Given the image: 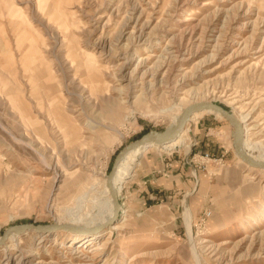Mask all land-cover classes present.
I'll return each mask as SVG.
<instances>
[{
  "label": "rangeland",
  "instance_id": "rangeland-1",
  "mask_svg": "<svg viewBox=\"0 0 264 264\" xmlns=\"http://www.w3.org/2000/svg\"><path fill=\"white\" fill-rule=\"evenodd\" d=\"M81 54L105 68L93 92ZM53 100L70 124L54 119ZM199 102L230 112L245 151L264 160V0H0V264H264V169L236 154L234 128L209 110L178 149L152 146L115 176L111 223L123 228L107 240L3 238L25 224L95 225L111 210L116 154ZM88 121L113 129L95 138ZM171 174L174 192L162 188Z\"/></svg>",
  "mask_w": 264,
  "mask_h": 264
},
{
  "label": "bare ground",
  "instance_id": "bare-ground-1",
  "mask_svg": "<svg viewBox=\"0 0 264 264\" xmlns=\"http://www.w3.org/2000/svg\"><path fill=\"white\" fill-rule=\"evenodd\" d=\"M59 29H60V34L62 35L63 39L64 40L66 39L68 41L67 42L68 46H69V44L73 45L72 44L73 39L68 33L67 26L61 25V26H59ZM75 48L76 47L73 45V49H75ZM77 56H78V58L80 57L79 59L81 61L77 62L75 64L77 66L79 65V67L82 69V71L84 73V80L82 81V84H83L82 86H84L86 88L88 87L93 92L94 90H96L99 87L98 81H100V79L103 77L104 72H105V68L100 67L98 64L97 65L95 63L93 64L90 61L91 59L86 58V57H89L90 55L81 54V55H77ZM49 91H50L51 95H56L55 88H49ZM55 98L57 99L56 96H55ZM50 105H51L50 106L51 113H52V115L53 114L55 115L54 119L57 122L63 123L64 121H66L67 124H70L69 122H71L72 118H69L68 116L66 117L67 114L65 113L64 109L61 108V106L60 107L56 106V101L53 100ZM205 110L212 111L210 109H200V110H196V111H192V112L184 111V113L181 115V117L179 116L177 118L178 121L176 120L175 123L171 127L167 128L163 133L153 132L159 138L165 139L167 137V139L165 141L157 142V143L152 141V140L146 141V142H136L135 144L128 147L127 149H125L121 153L120 157L114 162L109 175L106 177V187L108 189L110 199H111L110 213L108 215H106L105 217H103V219L98 221L95 225H92V226L90 225V226L83 227V228L81 226L56 225V226H53L52 228L45 229L43 231L49 232V233L54 232L56 230L71 231V233L73 232L72 238H71L72 244H76L77 246H82L83 244L87 245V244H90V243L98 240L99 237H101V238L105 237L107 240V238L110 236L112 231H118V230L122 229L123 225L121 222L111 223L113 220L116 219V217L118 216V213L120 212V205L118 203L115 204V200L117 202V192H116L114 182H115V178H116L115 176H116L117 172L121 169V166L138 149H143V151L136 153L135 154L136 156H140L142 153H144L148 150H154V147L161 148V147H164V146H167V145L174 143L176 140L179 139L180 135L183 134L182 132H183L184 127L187 124V122H189L190 119L192 117H194L196 114H198L202 111H205ZM212 112H214L216 115L225 119L220 113L215 112V111H212ZM233 118H235V117L233 116ZM235 120L239 124V130H237L236 132L233 131V135H232L233 141H234V137L239 135L241 147H242L243 151L245 152V154L250 159H252L254 161L264 163L263 159H260L257 156L251 154L250 152L245 151L246 149H245V145L243 144V142H244V134L246 131H245V128H243L241 126V124L237 121V119H235ZM85 126H86L89 134L91 136H94L95 138H97V135H99L101 133L105 134L104 132L106 130L113 129L112 127H108V126H106L102 123H99L97 121L96 122L95 121L94 122L88 121ZM78 128H80V127L75 126V125L70 126V131L68 132L67 135H70L69 137H72L74 140L76 139L79 141V139H81L82 135L80 133V129H78ZM148 146H151V147H148ZM152 146H154V147H152ZM164 148H166V147H164ZM164 148H162V149H164ZM249 166H251V165H249ZM251 167L264 169V167H256V166H251ZM189 226L190 225L188 223V229H189ZM107 227H109V228L107 229ZM16 228L7 230L5 232L3 238H5L6 236H9L11 233H17L18 234L19 232H18V230H16ZM81 230H83V231H81ZM38 231H40V230H38ZM12 236L13 235H11V237Z\"/></svg>",
  "mask_w": 264,
  "mask_h": 264
},
{
  "label": "water",
  "instance_id": "water-1",
  "mask_svg": "<svg viewBox=\"0 0 264 264\" xmlns=\"http://www.w3.org/2000/svg\"><path fill=\"white\" fill-rule=\"evenodd\" d=\"M200 109H210L212 111L218 112L220 113L233 127H234V132H236L237 130H239V124L236 122L235 118H233L232 114L230 112H228L226 109L222 108L221 106L214 104L212 102H199V103H194L191 104L190 106H188L185 111L186 112H192V111H196V110H200ZM167 139V137L165 139L159 138L157 137V135H155L153 132H148L143 134L142 136H140V138H138L137 140L125 145L114 157L113 163L120 157L121 153L127 149L128 147L132 146L133 144H135L136 142H146V141H154V142H162L165 141ZM232 144L234 146L235 152L236 154L242 159L244 160L248 165L251 166H256V167H264V163L263 162H258V161H254L252 159H250L245 152L243 151L242 147H241V142H240V136L237 135L236 137H234V141L232 139ZM112 163V165H113ZM112 168V166H111ZM111 170V169H110ZM116 200H115V204H116ZM53 226H34L31 224H25L21 227H9L7 230L10 229H15L18 230V232H21L24 229H36V230H45V229H49L52 228Z\"/></svg>",
  "mask_w": 264,
  "mask_h": 264
},
{
  "label": "crops",
  "instance_id": "crops-1",
  "mask_svg": "<svg viewBox=\"0 0 264 264\" xmlns=\"http://www.w3.org/2000/svg\"><path fill=\"white\" fill-rule=\"evenodd\" d=\"M204 112H206V111H202V112H200V113H198V114H196L193 118H192V121L194 120H196L200 115H203V113ZM216 115V114H215ZM220 117V116H219ZM171 146H175V149H178L182 144H180V139H178V140H176L174 143H172V144H170ZM168 147H169V145H168ZM157 149H161V148H157ZM135 157V154L134 155H131L128 159H127V161L121 166V169L119 170V171H124V173H125V170L127 169L126 167H129L128 165H131L132 163H133V159H135L134 158ZM161 167L162 168H165V165L163 164V163H161ZM182 168V167H181ZM180 168V169H181ZM170 170V169H169ZM119 171L117 172V174L116 175H118V173H119ZM175 176H177V177H175ZM175 176H173L172 174L171 175H167V177H169V178H171V179H173L174 180V185L171 183L170 185H165V187H163L162 186V188H165V190L167 189V190H171V192H174L179 186H177V185H175V182H176V179L178 180V178L179 177H181L180 176V174H177V175H175ZM117 177V176H116ZM121 177V176H120ZM189 182H190V180L187 178V179H185L184 181H183V183H185L186 185L187 184H189ZM177 183V182H176ZM178 184H180V183H178ZM177 186V187H176ZM159 191H160V189H158ZM157 190V191H158ZM162 191V193H164V192H166V191ZM177 191V190H176ZM152 194H149V196H151Z\"/></svg>",
  "mask_w": 264,
  "mask_h": 264
},
{
  "label": "built area",
  "instance_id": "built-area-1",
  "mask_svg": "<svg viewBox=\"0 0 264 264\" xmlns=\"http://www.w3.org/2000/svg\"><path fill=\"white\" fill-rule=\"evenodd\" d=\"M199 156L209 159V156L207 155V153H204V154L199 155Z\"/></svg>",
  "mask_w": 264,
  "mask_h": 264
}]
</instances>
